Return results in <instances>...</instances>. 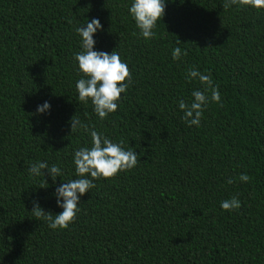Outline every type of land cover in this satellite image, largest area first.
Wrapping results in <instances>:
<instances>
[{
    "label": "trees",
    "instance_id": "trees-1",
    "mask_svg": "<svg viewBox=\"0 0 264 264\" xmlns=\"http://www.w3.org/2000/svg\"><path fill=\"white\" fill-rule=\"evenodd\" d=\"M225 2L167 0L146 40L131 0H0V264H264V8ZM91 18L103 26L96 49L117 50L131 73L104 119L76 90L75 28ZM177 46L186 55L174 60ZM192 66L221 94L198 127L178 106L202 88L185 78ZM76 114L138 163L96 178L75 220L52 229L33 200L62 211L53 193L77 178L74 151L91 147L89 131L71 132ZM36 161L63 176L29 175ZM232 196L240 208L223 210Z\"/></svg>",
    "mask_w": 264,
    "mask_h": 264
},
{
    "label": "clouds",
    "instance_id": "clouds-1",
    "mask_svg": "<svg viewBox=\"0 0 264 264\" xmlns=\"http://www.w3.org/2000/svg\"><path fill=\"white\" fill-rule=\"evenodd\" d=\"M248 4L254 8H264V0H226L224 7L232 4ZM167 0H131L128 7L129 14L139 29V35L144 39H151L155 33L154 29L158 21L165 15ZM103 26L99 18L87 19L86 24L75 28L80 38V51L74 54V60L78 64V71L83 75L76 81V90L79 101L93 105V110L101 119L106 118L110 113L117 111L121 94H127L131 83V73L126 61H123L120 53L113 50L110 53L96 49L95 36L102 31ZM182 49L177 46L172 49V58L179 59ZM189 82L198 80L202 88H195L191 93V101L184 99L178 101L179 108L183 111L182 119L188 126H200L205 108L210 101L219 102L221 94L218 85L213 81L210 73L201 72L195 66L187 70L186 77ZM51 103L44 101L37 105L36 112L43 115L51 111ZM71 132L83 128L90 132L91 147L83 146L74 151L73 161L75 165L76 179H69L60 183L53 193L56 204L62 209L57 214L46 212L38 200H33V210L36 217L48 219L52 229L67 228L72 223L78 212L81 197L95 187L96 178H110L121 171L133 169L138 163V154L131 148H124L123 141L115 142L95 130L89 129L76 115L69 120ZM45 170L48 176L55 183L57 178L63 176V171L57 164L49 165L46 161H36L28 168L29 175L45 177ZM248 175L242 173L241 181H247ZM231 179L228 183H232ZM241 201L236 196L222 200L220 207L226 211L239 209Z\"/></svg>",
    "mask_w": 264,
    "mask_h": 264
}]
</instances>
